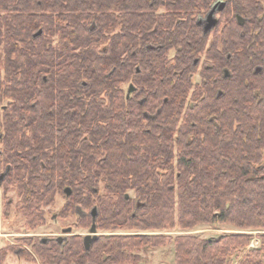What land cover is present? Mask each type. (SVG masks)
<instances>
[{
	"label": "trees",
	"instance_id": "1",
	"mask_svg": "<svg viewBox=\"0 0 264 264\" xmlns=\"http://www.w3.org/2000/svg\"><path fill=\"white\" fill-rule=\"evenodd\" d=\"M201 8V0H0V146L13 165L8 182L43 193L64 184L50 180L54 173L68 174L64 186L91 197L103 181L118 198L105 216L118 226L264 227V82L223 83L219 98L212 81L201 85L178 126ZM154 44L162 48L148 49ZM142 108L153 113L145 117ZM140 116L152 126L144 128ZM128 189L140 199L135 210ZM158 239L104 241L118 263L126 259L122 247ZM189 240L176 241L177 264H226L249 237L221 236L194 248ZM261 249L239 264H264Z\"/></svg>",
	"mask_w": 264,
	"mask_h": 264
},
{
	"label": "flooded vegetation",
	"instance_id": "2",
	"mask_svg": "<svg viewBox=\"0 0 264 264\" xmlns=\"http://www.w3.org/2000/svg\"><path fill=\"white\" fill-rule=\"evenodd\" d=\"M214 5L220 7L212 17H208ZM201 6L194 21L198 36V57L194 63L200 65V85L204 87L212 81L219 98L223 95L220 88L223 83H229L234 88L238 84L248 85L252 80L263 83L264 0H201ZM150 48L159 50L162 45L148 46ZM4 156L8 154L0 146V159ZM12 171L13 165L10 162L5 163L3 169L0 168L3 195L7 196L12 188L15 191V197H7L0 212V220L6 223V227L22 222L20 230H24L26 226L45 220L44 202L49 198L54 200L56 195L64 196V205L58 213L51 215L52 222L60 226L58 232L42 235L35 241L28 238L15 239L16 241L0 240V264H5L11 255L26 264L109 263L103 234L98 233L100 210L92 204L89 195L77 196L70 185L63 186L62 189L55 187L52 192H27L19 189L16 183L13 186L8 182ZM1 174L4 176L1 177ZM69 180L68 177L56 178L58 182ZM140 206L141 203L137 202L136 207ZM67 214L76 218L74 224L61 226ZM132 216H135L134 212ZM76 226L87 229V232H75ZM93 226L96 228L95 233L91 232ZM94 236L96 239H93Z\"/></svg>",
	"mask_w": 264,
	"mask_h": 264
},
{
	"label": "rangeland",
	"instance_id": "3",
	"mask_svg": "<svg viewBox=\"0 0 264 264\" xmlns=\"http://www.w3.org/2000/svg\"><path fill=\"white\" fill-rule=\"evenodd\" d=\"M163 8L159 9V12H161ZM40 30V28H38ZM37 31V30H36ZM36 33V32H35ZM56 36L52 37L53 43H55ZM155 45V44H154ZM156 46V45H155ZM170 56H173L175 54L174 49H171L169 52ZM197 53L192 59L190 60V65L192 67L191 73H186L189 76L190 79V85L188 86L187 90V96L185 97V103L183 104V108L180 112V117L178 126L182 124L183 119L185 115L188 112V107L190 105L194 104V100L197 96H195V90H198V88L201 86V77H200V65H197L194 63V61L197 60ZM132 82H127L122 84L124 93H127V90L131 87L130 85ZM133 85V84H132ZM201 88V87H200ZM143 97H141L142 99ZM139 100V103H143V99ZM3 105H7V101H4ZM144 111H148L153 113V111L149 108H142L143 114ZM137 112V111H136ZM143 116H140V118ZM142 125L144 128H149L152 126V124L149 123L147 119L144 117L142 118ZM176 126V127H178ZM1 149L5 152L6 150L2 146ZM5 158L0 159V168H4L5 166ZM88 174L82 173V176L85 177ZM65 177L68 176V174L64 175ZM55 180L56 182V174L54 173L53 177H50V180ZM86 178V177H85ZM85 178H81L80 180H83ZM64 183L61 185L69 184V182H60ZM59 186V188L62 189L63 186ZM105 184L103 181H100L96 188H98V194H91V200L92 204H95L99 206V210L101 207V215L99 220V229L98 233L103 234L102 239H105L107 237H118L121 240L123 238L127 237H136V236H151V237H159L158 240H155L157 243L154 245H142L140 247H131L127 245V247H122L119 252L125 253V260L118 262L116 259L109 260L108 264H136L137 262H140V264H177L176 262V252H177V245L176 241H179V239L185 238L189 240L190 248H194L195 245H197V241H204V240H215L220 238L221 236H232V235H246L249 237L248 244L244 247H240L238 250L234 251L231 257H229L226 261V264H239L240 261H242L245 256L248 254V251L250 249H261L262 248V238L261 236L264 235V227L262 228H247V227H239L235 224L230 223H217V224H199L190 228H180L178 226L175 227H162V228H143V227H134L132 225H121L118 226L116 224H113L112 220H108L106 215L107 207L109 205L115 206L118 202V198L114 196H110L109 193L105 190ZM56 187V186H55ZM53 189V188H51ZM57 189V188H56ZM7 189H5L6 191ZM55 190V189H54ZM53 191V190H51ZM50 191V192H51ZM134 202L132 204L131 210L135 208L136 202H138L140 199L138 195L133 190H127L125 191ZM4 190L0 187V212L4 208V205L6 204L7 197H15V191L14 189H10L7 196L3 195ZM82 195V194H81ZM88 195V194H87ZM114 197V198H113ZM80 198V197H79ZM54 202V203H53ZM50 203V204H49ZM64 205V196L56 195L54 200H51V198L46 199L44 202L43 212L45 216V220L29 225L24 230H20V227L22 228L23 223L19 222L16 223V225L12 226V224L9 227H6V223L4 221L0 220V234H3L5 236H0V240H10L13 241L15 239H34L37 240L41 238L42 235H48L52 233H56L59 231L60 226L56 225L51 220V215L58 213ZM118 206V205H117ZM111 212H115L116 210L113 209V207L110 208ZM135 210V209H134ZM1 214V213H0ZM157 215V214H156ZM152 216L156 218L157 216ZM110 217V216H109ZM75 217H73L71 214H67L66 220L62 221V225H73L75 221ZM163 219H168L167 216H163ZM6 227V229H5ZM25 227V225L23 226ZM75 232L78 233H84L87 232V229L81 228L79 226H76L74 229ZM7 235V236H6ZM27 235V236H26ZM29 235V236H28ZM108 235V236H107ZM196 240V241H193ZM16 241V240H15ZM125 242V241H124ZM128 243V242H126ZM260 259L264 262V250L261 249ZM130 256L131 260L127 259V257ZM109 259H111L109 257ZM5 264H26L21 259L17 258L15 255H11L6 260Z\"/></svg>",
	"mask_w": 264,
	"mask_h": 264
},
{
	"label": "water",
	"instance_id": "4",
	"mask_svg": "<svg viewBox=\"0 0 264 264\" xmlns=\"http://www.w3.org/2000/svg\"><path fill=\"white\" fill-rule=\"evenodd\" d=\"M218 7H220V6H218V5H214L213 8H212V10L210 11L208 17H212L213 13L215 12V10H217ZM40 33H41V31H38V33H37L35 36H37V35L40 34ZM133 90H134V88L131 86V87L129 88V90H128L127 97H129L130 93H131ZM145 117H148V114H147V113H145ZM151 118H154V116H151ZM3 176H4V174H1V177H3ZM67 191L70 192L69 189H67ZM126 196L128 197V195H126ZM94 210H95V209H94ZM91 232H93V233L96 232V228H95V226L92 227ZM93 239H96V236H94Z\"/></svg>",
	"mask_w": 264,
	"mask_h": 264
},
{
	"label": "bare ground",
	"instance_id": "5",
	"mask_svg": "<svg viewBox=\"0 0 264 264\" xmlns=\"http://www.w3.org/2000/svg\"><path fill=\"white\" fill-rule=\"evenodd\" d=\"M36 34H37V33H36ZM36 34H35V35H36ZM35 35H34V36H35ZM38 35H39V34H38ZM38 35H37V36H38Z\"/></svg>",
	"mask_w": 264,
	"mask_h": 264
}]
</instances>
